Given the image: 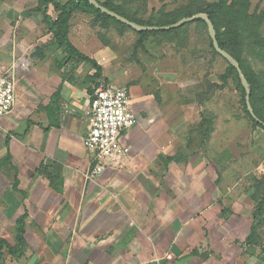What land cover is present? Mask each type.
<instances>
[{"label":"crops","instance_id":"1","mask_svg":"<svg viewBox=\"0 0 264 264\" xmlns=\"http://www.w3.org/2000/svg\"><path fill=\"white\" fill-rule=\"evenodd\" d=\"M37 5L0 0V66L26 51L32 61L17 68L14 106L0 116V264H264L254 186L232 179L224 154L181 135L158 88L124 82L83 50L74 17L89 14L71 15L68 36L101 66L98 80L53 43ZM101 80L128 89L136 123L121 135L123 162L91 176L85 110Z\"/></svg>","mask_w":264,"mask_h":264},{"label":"rangeland","instance_id":"2","mask_svg":"<svg viewBox=\"0 0 264 264\" xmlns=\"http://www.w3.org/2000/svg\"><path fill=\"white\" fill-rule=\"evenodd\" d=\"M213 1L216 0H111L128 16L150 23L172 12L194 13ZM262 11L264 0H249L250 13ZM74 18V40L84 41V51H95L106 72L118 73L124 82L143 80L147 88H158L176 121L184 125L181 135L224 154L232 179L264 191V128L253 126L246 115L235 78L221 79L226 59L213 52L205 22L195 19L175 32L150 34L134 55L139 37L135 30L111 22L94 24L83 14ZM241 56L247 73H255L260 63L246 49ZM22 60L24 70H29L32 61L27 51ZM20 85L16 92L22 97ZM203 116L211 120L207 138L201 125Z\"/></svg>","mask_w":264,"mask_h":264},{"label":"trees","instance_id":"3","mask_svg":"<svg viewBox=\"0 0 264 264\" xmlns=\"http://www.w3.org/2000/svg\"><path fill=\"white\" fill-rule=\"evenodd\" d=\"M96 1L109 10H112L140 25H168L180 20V18L188 17L195 13H206L209 20L213 24L215 37L219 47L231 54L238 61L241 72L249 83L250 105L255 116L261 122H264V12L250 13L249 0H216L204 4L203 7L195 9L194 13H191L190 10L169 13L168 16H163L160 21L155 23L142 22L136 18L128 16L119 6H114L111 0ZM49 8L55 13L54 16L48 14ZM34 11H40L42 13L43 20L48 31L51 33L52 41L56 46L61 47L68 56L74 57L79 61L89 62L93 67H95L93 77L96 80L100 77L101 66L97 64L93 58H90L80 52L69 39L68 31L69 19L71 15L74 12H82L89 14L91 16V22L94 24L100 23L103 25L104 23L111 22L119 27H128L96 8L88 0H38V5L34 8ZM198 21L204 23L202 19H198ZM177 28L160 31H135L139 37L134 44L133 54L135 55L137 48H141L143 46V42L148 35L158 32L171 33L175 32ZM210 46L212 47L213 52L218 54L212 46L211 39ZM244 49H246L250 55L258 61V63H260V67L258 66L256 72L253 74H248L244 66V61L241 56V52ZM37 51L38 47H35V52ZM225 61L226 66L224 72L220 75L221 79L226 81L228 77L232 76L235 78L238 84V89L242 95V104L246 115L252 122L253 126L264 128V126L256 121L247 110L245 91L238 77L237 70L227 60ZM97 84L98 83H96V85ZM201 125L203 127L204 138H207L211 132V120L203 116L201 117ZM253 199L256 200V204L254 206L256 212L263 210V189L259 190L258 186H255ZM18 230L21 232L20 227ZM3 243L5 242L0 240V257ZM10 251L14 253L11 249Z\"/></svg>","mask_w":264,"mask_h":264},{"label":"built area","instance_id":"4","mask_svg":"<svg viewBox=\"0 0 264 264\" xmlns=\"http://www.w3.org/2000/svg\"><path fill=\"white\" fill-rule=\"evenodd\" d=\"M18 67L25 68V63L13 60L8 66H0V116L9 114L14 106ZM130 101L126 87L105 80L94 86L85 110L87 127L82 140L84 147L92 151L91 176L105 166L121 164L126 158L129 147L120 138L136 123Z\"/></svg>","mask_w":264,"mask_h":264},{"label":"water","instance_id":"5","mask_svg":"<svg viewBox=\"0 0 264 264\" xmlns=\"http://www.w3.org/2000/svg\"><path fill=\"white\" fill-rule=\"evenodd\" d=\"M91 4H93L96 8H98L99 10L105 12L106 14H108L109 16L115 18L116 20H118L119 22L127 25L128 27L132 28L133 30L137 31V32H141V31H160V30H168V29H173V28H177L182 26L183 24L189 23L194 21L195 19H202L208 28V32H209V36L212 42V46L215 49V51L220 54L221 56H223L229 63H231L233 65V67L237 70L238 73V77L241 81V84L243 85L244 91H245V102H246V107L248 112L250 113V115L259 123H261L264 126V122H261L254 114L253 109L250 105L249 102V94H250V87H249V83L246 80V78L244 77V75L241 72L240 66L238 61L228 52H226L225 50L221 49L218 45V42L216 40L215 37V31L213 28V24L212 22L209 20L208 15L205 13H195L191 16L188 17H184L181 18L180 20L168 24V25H162V26H155V25H140L137 24L129 19H127L124 16L119 15L118 13L109 10L108 8L100 5L96 0H88Z\"/></svg>","mask_w":264,"mask_h":264}]
</instances>
